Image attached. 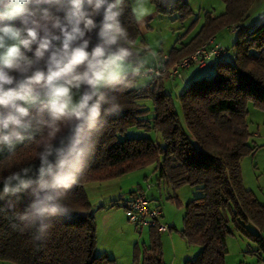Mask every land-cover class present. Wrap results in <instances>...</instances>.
<instances>
[{
    "label": "trees",
    "instance_id": "trees-1",
    "mask_svg": "<svg viewBox=\"0 0 264 264\" xmlns=\"http://www.w3.org/2000/svg\"><path fill=\"white\" fill-rule=\"evenodd\" d=\"M151 1L159 14L179 13L182 21L192 15L181 0L168 5L161 0ZM256 1L223 0L225 12L215 17L207 15L192 40L170 53L168 66L192 55L221 31L239 28L232 60L217 61L213 77L193 81L179 96L184 124L175 101L165 90L166 77L156 86L149 84L116 93L121 104L116 113L103 115V108L108 107L103 105L104 124L94 151L64 201L71 211L45 219L44 224L53 226L43 234L39 222L25 228L18 219L30 202L26 193L18 194L20 209L5 206L8 197L0 200V261L117 264L107 254H97V222L86 186L115 181L153 165L159 182L174 189L198 187L202 192L201 197L187 204L182 231L187 243L201 247V252L185 264H225L228 238L236 234L258 243L257 253L264 252V204L246 188L242 171L243 159L256 150L251 145L249 105L264 111V22L252 31L245 26ZM126 4L122 22L129 38L135 40L139 27L131 1L126 0ZM136 58L134 54L132 60L136 62ZM128 80H137V76L128 73ZM148 101L154 106L152 120L143 119L150 114ZM132 126L155 130L163 145L151 138L121 139ZM42 150L34 142L17 145L14 154L5 148L0 152V179L22 167L38 168L36 152ZM150 234L149 248L143 253L136 249L135 264H162V233L151 229Z\"/></svg>",
    "mask_w": 264,
    "mask_h": 264
},
{
    "label": "clouds",
    "instance_id": "clouds-1",
    "mask_svg": "<svg viewBox=\"0 0 264 264\" xmlns=\"http://www.w3.org/2000/svg\"><path fill=\"white\" fill-rule=\"evenodd\" d=\"M143 4L133 9L138 21ZM126 8V0H0V152L25 142L43 149L38 168L0 179V200L30 198L18 215L25 228L39 222L43 234L53 226L45 219L70 213L64 201L94 151L103 105L105 116L118 112L116 93L139 83L128 80L142 65L132 64L139 50L122 22Z\"/></svg>",
    "mask_w": 264,
    "mask_h": 264
},
{
    "label": "rangeland",
    "instance_id": "rangeland-1",
    "mask_svg": "<svg viewBox=\"0 0 264 264\" xmlns=\"http://www.w3.org/2000/svg\"><path fill=\"white\" fill-rule=\"evenodd\" d=\"M130 1L133 9H135L138 0ZM181 2L187 4L192 13L184 21L180 19L179 13H175L173 16L159 14L157 7L151 0H144V14L139 21L137 20L141 25L140 32L139 36L134 40L136 43L134 51L139 50V54L136 58L137 63L132 60L133 66L142 65L140 70H145L147 67L152 66L156 59L162 58L164 55H170L174 48L179 49L184 44L189 43L201 30L207 15L215 17L226 10L223 0H181ZM263 22L264 0H257L251 16L245 22V26L252 31ZM239 37L240 33L237 31L226 29L217 35L216 41L230 51V56H233L235 53L234 44ZM176 64L167 66V73L164 77L170 78L169 70ZM215 74L216 62H212L204 69L193 67L182 71L180 78L164 80L165 90L175 101L176 110L183 124L184 115L179 96L193 81L211 78ZM137 81H139L137 88L146 87L150 84L149 79L143 76H137ZM147 104L150 114L143 119L152 120L154 117V106L151 101H148ZM248 110V123L252 134L251 145L256 150L254 154L243 159V179L246 188L253 191L260 202H262L264 201V111L255 108L252 104L249 105ZM120 138H151L163 145L160 135L155 130H146L136 126L130 127ZM155 168L153 165L115 181L92 183L86 186L87 194L91 201L97 195L107 196L104 204L106 207L103 209L99 208L97 201L92 203L95 205L93 210L97 222L98 255L103 254V251L107 249V255L115 257L117 264H135L136 249L139 248L143 253L149 248L150 231L148 229H139L132 224L126 215L122 202L120 201L121 203L117 202L119 204L113 205L111 204L112 198L108 197L115 188L117 190L123 189L124 193L122 192V195L129 197L132 190L139 189V185H143L147 191V196L149 194L148 198L153 197L151 205L159 206L162 209L164 215L162 223L170 227L168 232L160 235L162 264H185L188 260L193 261L199 256L201 247L190 246L183 237L182 231L184 229L187 204L201 197L202 192L198 187L184 185L174 189L167 184L159 182ZM149 184L152 185V190H147ZM115 197H119V194ZM4 204L13 209L22 207V201L16 197H8L4 200ZM228 248L229 252L225 258V264H264V252L257 253L260 248L259 244L248 238L241 237L238 234L230 236L228 238ZM0 264L16 263L0 261Z\"/></svg>",
    "mask_w": 264,
    "mask_h": 264
},
{
    "label": "built area",
    "instance_id": "built-area-1",
    "mask_svg": "<svg viewBox=\"0 0 264 264\" xmlns=\"http://www.w3.org/2000/svg\"><path fill=\"white\" fill-rule=\"evenodd\" d=\"M238 30L239 28H234L232 31L236 32ZM169 60V55H164L162 58L156 59L152 66L147 67L145 70H140L138 76L148 78L152 86L158 85L167 73L166 71ZM230 60H232L230 51L212 38L195 53L184 58L173 66L169 70V79L174 80L180 78L182 71L193 67L204 69L212 62H229ZM150 189H152V185L149 184L147 190ZM146 192L139 193L124 202V208L129 221L139 229L150 228L156 229L160 233L168 232L170 227L167 224L162 223V209L159 206L151 205V200L148 198Z\"/></svg>",
    "mask_w": 264,
    "mask_h": 264
},
{
    "label": "crops",
    "instance_id": "crops-1",
    "mask_svg": "<svg viewBox=\"0 0 264 264\" xmlns=\"http://www.w3.org/2000/svg\"><path fill=\"white\" fill-rule=\"evenodd\" d=\"M177 0H161V2H162V4H164V5H168V4H174L175 2H176ZM156 15V14H155ZM137 25H138V27H139V30H140V24L137 22ZM230 31H232V30H230ZM216 38H217V36L214 38L215 39V41H216ZM217 42V41H216ZM121 190V191H120ZM120 190H117L116 188L114 189V191L113 192H111L110 193V195L108 196L109 198H112V203L111 204H113V205H117V204H119V203H117V202H122V205L124 206V202L125 201H127V200H129L131 197H133V196H135L136 194H138V193H142V192H146V190H145V188H144V186L143 185H139V189H135V190H132L131 192H130V196L129 197H125V196H123L122 194L124 193V191H123V189H120ZM152 190V189H151ZM119 191H120V193H119ZM123 192V193H122ZM147 193V192H146ZM117 194H119V197H115ZM89 196V195H88ZM148 196H149V194H148ZM115 197V199H113ZM106 198H107V196L105 197H103L102 195L100 196V195H97V197L96 198H93V201L94 202H98V206H99V208L100 209H103V208H105L106 207V205L104 206V204H105V200H106ZM126 198V199H125ZM89 199H90V197H89ZM150 200H151V202L153 201V197L152 198H149ZM259 199V198H258ZM93 201H91V199H90V202H91V204L93 203ZM120 202V203H121ZM262 202H264V201H262ZM264 204V203H263ZM92 206H95V205H93L92 204ZM94 208V207H93ZM163 217H164V215H163ZM146 229H148L149 231L151 230L150 228H145V229H142V230H146ZM143 235V234H142ZM97 243H98V237H97ZM98 245V244H97ZM106 251H103L104 253L103 254H108V251H107V249H105ZM109 256V255H108ZM110 257V256H109ZM111 258H113V259H115V257H111ZM116 260V259H115ZM135 261V260H134Z\"/></svg>",
    "mask_w": 264,
    "mask_h": 264
}]
</instances>
